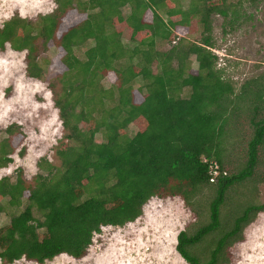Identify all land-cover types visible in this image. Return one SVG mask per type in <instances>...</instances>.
<instances>
[{
  "label": "trees",
  "instance_id": "1",
  "mask_svg": "<svg viewBox=\"0 0 264 264\" xmlns=\"http://www.w3.org/2000/svg\"><path fill=\"white\" fill-rule=\"evenodd\" d=\"M181 1L53 0L52 11L33 21L12 14L2 22L0 50L8 45L22 51L26 75L47 81L66 140L55 149L57 165L39 158L38 171L29 178L21 167L14 169L13 179L0 176V210L3 201L22 206L0 226L3 264L20 258L41 264L59 254L79 259L94 233L133 221L149 198L179 197L187 206H203L197 198L204 189V216L193 232L178 231L175 250L186 264L229 262L226 249L242 239V229L264 209V202L245 200L251 194L243 195V205L226 195L230 187L254 178L264 115L247 118L246 159L229 171L220 143L239 128L236 111L246 92L233 96L231 82L216 69L211 17L232 23L241 3L257 0H184L185 6ZM72 9L83 18L69 17ZM192 17L200 26L198 40L176 36L173 28L188 26ZM87 41L83 57L76 56L74 49ZM163 41L172 42L161 49ZM51 46L62 54L49 63L43 55ZM108 73L114 79L104 87L101 80ZM246 97L255 98V109L264 104L258 89ZM129 125L135 127L131 135ZM2 133L0 169L14 153H24L23 146L15 150L23 137L17 124H7ZM208 160L220 170L212 182ZM226 201L234 204L223 219Z\"/></svg>",
  "mask_w": 264,
  "mask_h": 264
},
{
  "label": "rangeland",
  "instance_id": "2",
  "mask_svg": "<svg viewBox=\"0 0 264 264\" xmlns=\"http://www.w3.org/2000/svg\"><path fill=\"white\" fill-rule=\"evenodd\" d=\"M236 1L226 0L233 4ZM181 4L185 6L186 1H181ZM54 6L53 0H0V25L12 14L33 21L40 14L52 11ZM236 9L238 14L234 16L236 18L232 23L228 19L223 21L217 14L211 17L213 46L210 49L217 56L215 66L221 77L231 82L233 96L244 91L248 96L258 89L261 99L264 100V0L243 2ZM127 10V7H123L122 14L125 15ZM68 16L76 21L83 18L74 9L68 11ZM149 16V12H146L145 19L148 20ZM173 30L176 36L194 41L198 40L201 31L195 17L190 19L188 26ZM126 36L127 30L122 28L123 42L127 41ZM171 42L163 41L158 47L166 49ZM90 44L87 41L75 48L74 54L83 57V51ZM61 54L56 47L51 46L43 56L50 63ZM23 55L22 51L12 50L8 45L0 50V138L3 128L11 122L17 124L23 134L15 149L23 146V155L14 153L12 162L0 169V176L6 175L11 179L15 175L16 167L22 168L25 178L35 174L38 171L35 162L39 158H46L57 165L55 149L64 146L66 142L62 137L64 131L47 88V81L26 75ZM190 60L193 71L195 62L192 56ZM113 79L114 76L108 73L101 80L102 86H109ZM138 82H135L136 85ZM185 92L186 90L183 91ZM246 96L236 111V115L240 117L237 121L241 120L239 128H235L231 134L226 133L220 143L222 161L231 172L238 170L246 159L247 138L242 137L248 131L250 117L259 119L264 115V104L255 109V98L248 100ZM134 130V125H129L127 132L131 135ZM96 139L99 140L98 135ZM258 158L259 164L251 183L243 182L230 187L226 194L230 199L236 197V201L240 202L245 197L243 195L251 194L250 198L245 199L247 202H264V143L258 150ZM204 190L197 198L198 203L203 206L196 202L187 206L179 197H151L142 205L141 214L133 221L119 227L103 226L99 232L94 233L86 253L81 258L59 254L41 264H186L175 250L176 235L180 230L191 233L198 227L199 218H203L205 212L207 189ZM245 200L241 201V205ZM228 202L221 208L223 219L227 218L228 211L234 204V201ZM2 205L4 207L0 210V226L6 224L10 216L22 207H9L4 201ZM201 247L202 244L197 245V248ZM226 253L229 259L226 264H264V209L242 229V239L233 242L226 249ZM0 264L3 263L0 261ZM10 264L39 263L20 258Z\"/></svg>",
  "mask_w": 264,
  "mask_h": 264
},
{
  "label": "built area",
  "instance_id": "3",
  "mask_svg": "<svg viewBox=\"0 0 264 264\" xmlns=\"http://www.w3.org/2000/svg\"><path fill=\"white\" fill-rule=\"evenodd\" d=\"M202 161H206V158H202ZM207 171H208V174H209V178L208 180L210 182L214 181L215 178L219 175L220 173V170H219V167H218V164L216 163L215 160H208L207 161ZM222 174H225L224 171H222Z\"/></svg>",
  "mask_w": 264,
  "mask_h": 264
}]
</instances>
